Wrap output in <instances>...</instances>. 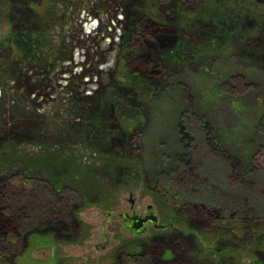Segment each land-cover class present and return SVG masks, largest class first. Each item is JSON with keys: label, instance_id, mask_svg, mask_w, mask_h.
I'll use <instances>...</instances> for the list:
<instances>
[{"label": "rangeland", "instance_id": "rangeland-1", "mask_svg": "<svg viewBox=\"0 0 264 264\" xmlns=\"http://www.w3.org/2000/svg\"><path fill=\"white\" fill-rule=\"evenodd\" d=\"M29 2L35 7L0 0V180L36 177L73 204L63 227L24 232L8 263L116 264L147 247L171 261L175 246L196 264H264L259 236L234 237L202 212L196 220L184 208L175 213L153 191L160 174H178L194 145L205 151L199 138L191 146L186 139L200 125L220 150L201 158V173L214 174L209 184L229 190L220 177L228 162L249 184L263 167L264 0ZM136 15L159 34L141 50L130 23ZM22 29L45 38L52 66L19 59L12 38ZM186 40L195 54L169 59L168 50ZM258 44L262 52L250 53ZM143 51L161 54L163 69L128 67ZM199 191V201L219 206L209 189ZM131 197L139 211L152 204L169 229L126 230L118 215L129 212Z\"/></svg>", "mask_w": 264, "mask_h": 264}, {"label": "trees", "instance_id": "trees-1", "mask_svg": "<svg viewBox=\"0 0 264 264\" xmlns=\"http://www.w3.org/2000/svg\"><path fill=\"white\" fill-rule=\"evenodd\" d=\"M24 1L29 6L31 4L30 7H35L29 0ZM36 13L39 19L45 23L52 20V16L47 10L41 15L38 11ZM139 16L136 15V18L131 20L130 23H133L134 31L138 35L133 41L134 46L141 50L140 43L144 39L147 37L154 39L159 34L153 35V32H151L152 28H150L148 23L149 20L144 16ZM175 17L178 19L179 14L175 15ZM152 35L154 38L151 37ZM159 37L163 36L160 34ZM139 38L140 40H138ZM44 39L36 40L31 32L22 29L13 33L12 41H14L19 59L26 62L24 64H29L28 60L37 58L41 67L47 68L48 65L52 66V63L48 64V53L43 57V50L47 47L42 42ZM163 41V43L168 42L166 39ZM154 42L157 43L156 41ZM259 45L261 44L254 45L250 53L256 55L262 52ZM176 46L168 50L167 57L177 63L188 61L189 56L192 57L197 50L195 44L193 45L187 40ZM147 52L143 51L137 58L129 59L127 66L144 69L145 71L149 70V67L155 70H162L163 60L160 58L162 57L161 54L156 53L148 56L146 55ZM262 59H264L263 55ZM204 64L201 63L198 66L206 67ZM193 131L197 137L194 138L193 134H190L189 137L185 136L187 141H189L187 142L188 145L191 146L195 142L194 139L199 138L203 142L202 146H204L203 149L205 151L203 153L200 152L194 145L193 155L191 154L184 159L183 167L179 169L175 177L171 174L177 169L169 171L165 175L160 174L153 187L154 193L158 194L168 208L175 211V213L184 214V212H181V209L184 208L196 220L195 216L202 212L208 217V220L218 222L223 229L229 230L234 237L259 236L263 240L260 242L264 244V206H259L262 198L264 199V162L262 163L263 167L259 171L257 170L258 172H256V176L250 184L245 183L237 164L233 162L225 164L226 166L221 171L220 177L227 183L229 190L222 192V189L216 184H209L211 177L213 176L214 178L212 172H208L207 176L200 171L202 167L201 158L203 159L204 156L210 155L209 152L213 150L214 153L219 154L220 150L208 137V131L204 125H200L199 128L196 127ZM183 133H187L186 130ZM0 182H3L0 183V264H9L6 254L11 253L12 250L18 247L24 232L32 227H44L48 224L58 228L63 227L61 225L62 222L67 221L71 217L73 203L71 200L54 192L51 185L38 180L36 177L17 174L9 177L8 180H0ZM200 188L202 190L209 189L211 195L214 194L219 198L221 201L219 206L214 201L208 205L199 201L197 197L200 198L201 196L202 199L204 195L200 194ZM173 252L175 253L173 260L161 261L157 257L156 249L147 247L145 255H135L129 257L128 260H118L116 264H196L184 258L175 246Z\"/></svg>", "mask_w": 264, "mask_h": 264}, {"label": "flooded vegetation", "instance_id": "flooded-vegetation-1", "mask_svg": "<svg viewBox=\"0 0 264 264\" xmlns=\"http://www.w3.org/2000/svg\"><path fill=\"white\" fill-rule=\"evenodd\" d=\"M151 213H152V215L156 216L157 222L159 224V219H158V217L156 215V211L153 208V205L152 204H146L145 205V209L143 211H139L135 207V200H134V198L131 197V198H129V212L119 214L118 215V218H121L122 220H124L123 225H127V226L130 225V227H133V228L136 229V228H139L138 227V223H140V221L142 219H145V218L147 219ZM150 226L154 230H163V229H156L154 227V223L151 220H149V219L146 220V222H145L144 231H142L140 233H133L132 231L128 230L125 226L124 227H125L126 230L132 232L135 235H142V234H146L148 232ZM167 229H169V228H167ZM164 230H166V229H164ZM152 239H154V238H152ZM126 255L129 258V257H133V256H135L137 254L134 253V254H126ZM128 258L126 260H128Z\"/></svg>", "mask_w": 264, "mask_h": 264}, {"label": "water", "instance_id": "water-1", "mask_svg": "<svg viewBox=\"0 0 264 264\" xmlns=\"http://www.w3.org/2000/svg\"><path fill=\"white\" fill-rule=\"evenodd\" d=\"M151 215V216H150ZM149 215V217L146 219H142L141 221H140V223H138V227L139 228H133V227H130V225H124L128 230H130V231H132L133 233H140V232H142V231H144V225H145V222H146V220H151L153 223H154V227L156 228V229H167V228H169L170 227V225H161V224H158V222H157V218H156V216H154V215H152V213Z\"/></svg>", "mask_w": 264, "mask_h": 264}]
</instances>
